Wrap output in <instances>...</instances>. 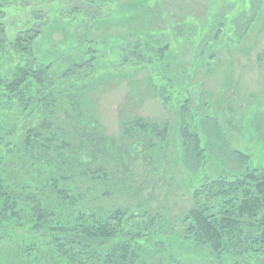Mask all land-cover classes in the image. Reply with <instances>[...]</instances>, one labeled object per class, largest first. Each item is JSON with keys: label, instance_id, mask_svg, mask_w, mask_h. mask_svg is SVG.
Returning a JSON list of instances; mask_svg holds the SVG:
<instances>
[{"label": "rangeland", "instance_id": "1", "mask_svg": "<svg viewBox=\"0 0 264 264\" xmlns=\"http://www.w3.org/2000/svg\"><path fill=\"white\" fill-rule=\"evenodd\" d=\"M24 2L25 8H4L6 35L0 31V39L14 38L25 23L36 15L49 17L53 8ZM61 3L49 17L44 34L50 43L49 56L60 55L71 24H78L75 31L79 39L99 40L112 54L116 46L138 41L142 35L154 37L162 49L173 44L169 32L180 38L165 56L162 52L161 69L181 90L188 88L190 108L198 109L203 120L195 132L193 122L185 119L190 127L184 137L188 140L195 132L205 139L209 156L201 160L203 153L196 156L193 144H181L179 104L164 103L150 70H127L107 51V58L103 57L107 64H98L106 71L89 70L87 78L80 81L82 99L68 96L64 107L46 113L48 124L37 122L43 130H33L37 145H41L38 148L45 146V154L57 167L75 177L80 202L88 209L124 208L135 223L144 222L148 231L168 233L172 241L167 244L168 255H163V245L159 244L162 252L152 257V264H228L230 251L222 253L215 240L208 239L205 246L187 244L186 217L196 207H210L212 199L197 200L195 183L185 172L202 171L206 182L210 177L235 174L245 164L260 162L264 166V0ZM78 8L84 16L77 14ZM186 81L189 84L185 85ZM137 120L143 125L138 126ZM236 152L247 154L249 159L243 164ZM25 161L12 159L3 167L9 177L18 180L24 175L19 163ZM24 208L16 225L0 222V264H59L43 233L41 255L35 251L39 259L35 254L27 256V247L37 242V234L28 229L31 216ZM47 208L55 210L51 202ZM64 213L60 208L61 220ZM249 223L247 220V225H252ZM243 257L242 264L248 263Z\"/></svg>", "mask_w": 264, "mask_h": 264}, {"label": "trees", "instance_id": "2", "mask_svg": "<svg viewBox=\"0 0 264 264\" xmlns=\"http://www.w3.org/2000/svg\"><path fill=\"white\" fill-rule=\"evenodd\" d=\"M30 1L36 6L52 5L51 14H48L50 18L62 4L61 0ZM9 7L25 8L26 5L24 0H0V31L5 35L2 20L4 8ZM76 12L80 16L85 14L80 8ZM49 17L36 15L14 38L0 39V222L16 225L22 219L20 210L26 207L24 209L31 216L28 229L33 235L37 234V242L27 247V256L35 254L39 257L43 233L47 236V247L55 251L57 257H54L59 264H152V257L160 251L159 244L163 245V255H168L165 253L169 250L167 244L172 242L168 233L148 231L144 222L135 223L129 213H124V208L88 209L80 202L75 177L57 167L45 154V146L38 148L41 145H37L34 131L41 128L37 122L43 120L44 125L48 124L46 113L64 107L68 96L82 99L80 81L87 78L89 70L105 72L106 68L102 69L98 64L106 63L105 51L110 52L99 40L79 39L75 31L78 24H71L67 41L60 45V55L49 56L50 43H46L44 37ZM66 21L69 23L70 19L66 18ZM168 34L172 45L180 39L173 31ZM200 35L203 37L205 33ZM139 38L116 46L110 57L130 71L150 70L164 103L179 104L181 144H193L197 151L195 155L201 157L203 153L204 157L200 158L203 160L209 156L206 154L207 141L195 134L203 117L199 116L198 109L190 108L188 88L181 90L177 83L167 80L161 69L162 52L165 56L172 45L162 49L154 37L142 35ZM42 45L43 51L40 49ZM187 84L189 81L185 82ZM185 119L193 122L195 130L194 133L189 132L191 137L189 135L188 140L184 135L190 123ZM135 123L143 125L142 120ZM235 155L243 164L249 159L242 152ZM20 158L26 161L19 163L24 175L17 180L7 175L3 164ZM64 163L70 165L69 161ZM188 172L185 173L189 175L190 182L195 183L193 193L196 199L204 201L206 196H209L206 200L212 199L210 207H196L186 217L188 246H205L211 239L215 240L222 253L223 250L230 251L228 264H242V256L248 261L246 264L264 262L263 164H245L240 171L230 173L232 179L223 174L210 177L206 182L202 171ZM50 202L55 207L54 211L47 208ZM60 208L65 212L62 220L59 218ZM247 220L252 225H247ZM110 241L114 242L109 244ZM35 247L38 250L31 253Z\"/></svg>", "mask_w": 264, "mask_h": 264}]
</instances>
